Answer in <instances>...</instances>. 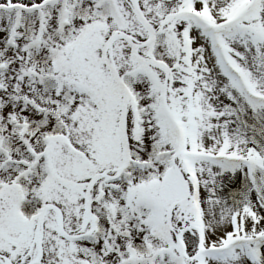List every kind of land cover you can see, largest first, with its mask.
<instances>
[{"label": "snow or ice", "instance_id": "6c2138e0", "mask_svg": "<svg viewBox=\"0 0 264 264\" xmlns=\"http://www.w3.org/2000/svg\"><path fill=\"white\" fill-rule=\"evenodd\" d=\"M0 264H264V0H0Z\"/></svg>", "mask_w": 264, "mask_h": 264}]
</instances>
